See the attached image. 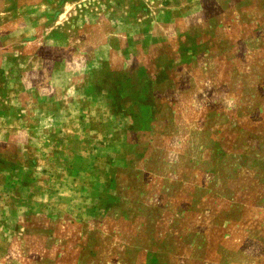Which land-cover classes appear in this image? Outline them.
I'll use <instances>...</instances> for the list:
<instances>
[{
  "label": "rangeland",
  "instance_id": "obj_1",
  "mask_svg": "<svg viewBox=\"0 0 264 264\" xmlns=\"http://www.w3.org/2000/svg\"><path fill=\"white\" fill-rule=\"evenodd\" d=\"M0 264H264V0H0Z\"/></svg>",
  "mask_w": 264,
  "mask_h": 264
},
{
  "label": "crops",
  "instance_id": "obj_2",
  "mask_svg": "<svg viewBox=\"0 0 264 264\" xmlns=\"http://www.w3.org/2000/svg\"><path fill=\"white\" fill-rule=\"evenodd\" d=\"M59 14V13H58Z\"/></svg>",
  "mask_w": 264,
  "mask_h": 264
}]
</instances>
